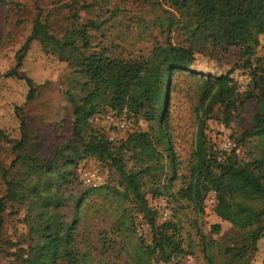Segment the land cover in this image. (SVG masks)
Here are the masks:
<instances>
[{
    "label": "trees",
    "instance_id": "trees-1",
    "mask_svg": "<svg viewBox=\"0 0 264 264\" xmlns=\"http://www.w3.org/2000/svg\"><path fill=\"white\" fill-rule=\"evenodd\" d=\"M163 3L178 15L169 19L165 42L155 45L148 55L131 59L113 55L112 49L103 44L94 45L93 32L100 31V23L79 22L77 9L71 28L61 38L50 33L47 23L35 20L31 35L17 53V65L5 77L25 81L29 88L27 103L35 99V83L20 69L30 45L38 41L46 53L59 56L83 75L86 78L83 89L90 92L78 102L71 100L72 133L67 142L55 149L51 158L42 159L29 153L32 141L29 122L21 117L20 139L13 145L16 159L11 167L23 164L25 179L14 181L9 169L2 170L6 189L0 197V259H9L10 264H49L43 257L51 251L50 264H94L93 246L86 243V234L82 242L79 232L84 219L81 212L91 191L108 186V176L105 175L107 182L101 187L85 185L81 174L87 159L114 168L124 187V192L118 194L125 199L132 195L145 217L152 223L158 219L160 210L151 205V200L169 194L168 184L183 166L170 126L173 79L191 71L198 56L213 57L212 71L215 73H199L201 75L195 77L199 85L195 109L198 130L187 160L188 173L182 177L183 185L177 197L172 194L169 197L176 201L187 199L202 214L217 212L218 207L225 205L234 226L250 228L247 236L250 242L226 247L227 260L222 264L245 261L249 250L256 251L264 241L263 213L247 203L264 197V180L239 158L240 149L247 140L264 141V0H163ZM172 30L176 32L175 38L171 37ZM125 65H136L137 74L130 78L127 90L113 98V108L123 118L133 120V129L122 140L113 141L100 133L96 142L87 143L75 124L79 109L98 92L99 81L111 69ZM249 101L255 102L257 107L253 127L239 140L231 135L236 146L231 151L222 150L218 141L220 133L214 134L209 121L217 120L230 127ZM23 108L16 107L15 111L20 113ZM2 141L13 143L10 135L0 129V143ZM129 152L128 158L135 164L128 170L124 156ZM25 173L27 177L44 173L52 183L43 191V187L28 182L31 193H18L16 187L23 188ZM145 175L150 176L153 185L149 192L154 197L149 201L142 190ZM213 191L217 193V202L210 205L207 198ZM24 200L34 201L27 208L28 217L24 223L30 219L37 221L47 236L44 246L33 244L32 229L21 243L4 238L6 213L14 203L23 204ZM179 222L176 214L160 222L155 229L153 245L145 246V251L162 254L166 262L183 254ZM220 231L221 225L213 224L209 234L202 235L213 263L215 256L209 249L215 242L213 236Z\"/></svg>",
    "mask_w": 264,
    "mask_h": 264
},
{
    "label": "rangeland",
    "instance_id": "rangeland-1",
    "mask_svg": "<svg viewBox=\"0 0 264 264\" xmlns=\"http://www.w3.org/2000/svg\"><path fill=\"white\" fill-rule=\"evenodd\" d=\"M76 9L79 22L100 23V31L93 32L94 45L103 44L112 49L113 55L124 59L148 55L155 45L164 43L169 19L178 17L163 0H0V129L5 130L13 141L0 143V197L6 189L2 181L3 169L10 170L14 181L25 179L23 164L18 163L16 167H11L16 159L13 145L20 139L21 117L29 122L28 132L32 136L29 153L33 156L39 155L42 159L51 158L55 149L67 142L72 133L74 120L71 100L78 102L85 93L90 92L83 89L86 81L83 75L59 56L46 53L38 41L30 45L20 69L33 79L36 87L35 99L27 103L29 88L25 81L5 77L17 65V53L31 35L35 20L47 23L50 33L61 38L71 28ZM175 34L172 30L171 37L175 38ZM196 63L191 71L178 74L173 79L170 126L179 161L183 162V166L168 184L169 194L151 200V205H166L170 215L173 217L176 214L180 220L184 253L166 262L162 254L145 251V246L153 245L155 229L162 221L158 217L152 223L140 212L132 195L125 199L118 194L124 192V187L114 168L87 159L84 162L85 167L95 166L108 176V186L91 191L81 212L84 219L79 232L82 234V242L86 234V243L93 246L94 264H222L227 260L224 255L226 247H238L250 242L247 239L250 228L240 229L234 226L225 205L218 207L217 212L214 210L212 213L202 214L187 199L176 201L169 197L171 194L177 197L183 185L182 177L188 173L187 160L198 130L195 109L199 99V85L195 77L200 76L199 73H215L212 71L215 65L213 57L198 56ZM136 74V65L111 69L99 81L98 92L80 107L75 124L78 133L87 143L96 142L100 133L109 136L116 132L102 117L107 112L115 113L118 118L122 117L121 113L114 111L113 98L127 90L130 78ZM21 106H24L23 111L17 113L15 108ZM256 108L255 102L249 101L230 127L217 120L209 121V124L212 125L214 134L218 131L219 135H232L239 140L245 131L253 127L252 119ZM96 118H99V122L95 121ZM130 155L131 152L124 156L128 170L135 164L128 158ZM239 158L242 164L249 165L264 180L263 140H247L240 149ZM28 182L44 189L52 183V179L44 173H35L28 177L26 174L23 188L17 186L16 191L24 195L31 193ZM152 186V179L145 175L142 179V190L146 192L147 201L154 197L149 192ZM31 201L34 202L24 200L23 204L14 203L12 209L10 207L5 215L4 238L21 243L32 229L33 244L41 247L45 245L47 237L43 228L35 219L24 223ZM247 203L262 211L264 225V197ZM141 223L146 225L143 232L138 231ZM213 224L221 225V231L213 236L215 242L209 249L215 256L214 263L208 257L209 252L202 238L203 234H209ZM48 253L44 257L42 253L40 255L50 264L51 251ZM8 260L1 258L0 264H10ZM235 264H264V241L258 245L256 251L252 248L249 250L245 261Z\"/></svg>",
    "mask_w": 264,
    "mask_h": 264
},
{
    "label": "built area",
    "instance_id": "built-area-1",
    "mask_svg": "<svg viewBox=\"0 0 264 264\" xmlns=\"http://www.w3.org/2000/svg\"><path fill=\"white\" fill-rule=\"evenodd\" d=\"M102 118L107 124L112 127V129L116 130L115 133H111L109 135V138L113 141L126 138L128 133L132 131L134 126L133 120L123 117L118 118L113 112H107ZM95 121L99 122V118H96ZM218 141L220 148L224 151H231L236 146V143L230 138V136L227 135H220ZM81 178L85 185L92 188H98L106 184V177L103 174L102 170L95 166L82 168ZM216 202L217 193L213 191L208 196L207 203L213 205ZM160 205L161 207H158V205H156L160 210L159 219L162 222H165L170 218V211L166 207V205ZM145 229L146 225L144 223L138 225L139 232H143Z\"/></svg>",
    "mask_w": 264,
    "mask_h": 264
}]
</instances>
